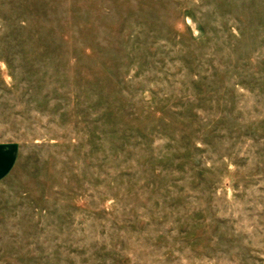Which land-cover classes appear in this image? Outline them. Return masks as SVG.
<instances>
[{
	"label": "rangeland",
	"instance_id": "rangeland-1",
	"mask_svg": "<svg viewBox=\"0 0 264 264\" xmlns=\"http://www.w3.org/2000/svg\"><path fill=\"white\" fill-rule=\"evenodd\" d=\"M0 264H264V0H0Z\"/></svg>",
	"mask_w": 264,
	"mask_h": 264
},
{
	"label": "crops",
	"instance_id": "crops-1",
	"mask_svg": "<svg viewBox=\"0 0 264 264\" xmlns=\"http://www.w3.org/2000/svg\"><path fill=\"white\" fill-rule=\"evenodd\" d=\"M18 149L12 143H0V181L7 177L16 164Z\"/></svg>",
	"mask_w": 264,
	"mask_h": 264
}]
</instances>
